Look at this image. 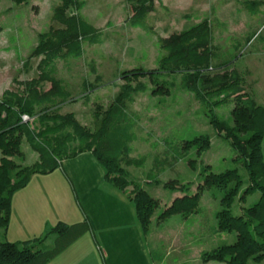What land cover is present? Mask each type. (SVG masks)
<instances>
[{"label": "rangeland", "instance_id": "obj_1", "mask_svg": "<svg viewBox=\"0 0 264 264\" xmlns=\"http://www.w3.org/2000/svg\"><path fill=\"white\" fill-rule=\"evenodd\" d=\"M76 1L83 3L81 15L102 30L101 41L86 46L81 58L55 61V74L71 96L36 112L30 127L43 129L46 115L71 112L82 126L91 129L125 84L144 87L140 92L127 89L133 96L126 102L132 152L124 155L120 164L131 181L123 189L127 197H133L134 185H140L157 202L143 230L147 235H163L160 239L164 248L169 246L170 254L163 262L153 258L154 264H225L202 258V253L234 244L239 234L224 220L226 226L219 229L218 215L224 211L243 215L259 197L257 190H250L254 180L233 144L236 139L215 123L219 118L235 129L236 99L215 102L183 88L180 72L163 70L156 63V39L202 20L208 22L214 47L222 54L213 66L235 68L244 95L264 112V0H156L146 18V29L131 25L129 0ZM247 1L261 11L253 16L247 11ZM58 2L0 0V99L6 89L18 91L19 81L37 75L41 57L30 53L39 34L49 25L55 27L50 19ZM21 148L24 157L14 162L35 164L38 155L29 142L23 139ZM233 169L238 173L230 179L212 177ZM9 177L13 181L15 174ZM196 192L194 209L162 214L176 197ZM53 239L54 235L49 236L45 242ZM248 262L264 264V248L249 256Z\"/></svg>", "mask_w": 264, "mask_h": 264}, {"label": "trees", "instance_id": "obj_2", "mask_svg": "<svg viewBox=\"0 0 264 264\" xmlns=\"http://www.w3.org/2000/svg\"><path fill=\"white\" fill-rule=\"evenodd\" d=\"M155 1L129 0V21L132 26L147 28L146 18L154 10ZM245 6L253 16L261 11L251 1H247ZM82 7L83 3L76 0H59L53 5L50 23L55 24V27L49 25L47 30L39 34L30 53V56L41 57L37 75L19 81L18 91L6 89L0 99V228L3 233L9 223L14 192L26 186L33 174L49 173L58 168L63 159L81 152L91 151L95 155L105 170L104 178L116 188L123 190L131 184L120 164L122 157L132 152L129 145L132 124L129 123L126 102L132 101L133 96L127 89L140 92L146 90L144 87L125 84L117 99L95 119L91 129L82 126L71 112L46 115L43 117L46 123L43 129L30 127V120L37 118L36 112L52 108L71 96L69 89L55 74V61L81 58L86 46L101 41L102 30L81 15ZM71 8L73 11L69 12ZM156 46L158 66L166 71L180 72L181 85L195 96H209L215 102L230 97L236 99L235 129L232 130L219 118H216L215 123L236 139L233 144L254 180L250 190H257L259 197L253 205L246 207L243 215L219 212L218 228L223 227L224 220L239 234L234 244L202 253V258L204 261L215 260L225 264H249V256L264 248L263 109L244 95V87L240 84L241 75L235 68L225 66L220 69L213 66V61L222 58V54L214 47L213 31L208 22L202 20L187 29L172 31L165 36L157 35ZM23 139L29 142L38 155L33 165L22 166L14 162L15 158L24 157L21 148ZM236 172L235 169L227 170L212 177L217 181L230 179L237 176ZM12 173L15 174L13 181L9 177ZM134 188L133 197L128 198L134 204L143 230L157 202L140 185H134ZM196 197L197 192L176 197L162 214L168 216L184 209H194ZM212 228L215 229L216 225H212ZM87 231L92 232V227L85 218L72 224L59 221L43 235L25 241H8L2 236L0 264H46ZM52 235L53 241L45 242ZM100 254L105 264L101 249ZM250 258L258 261L257 257Z\"/></svg>", "mask_w": 264, "mask_h": 264}, {"label": "crops", "instance_id": "obj_3", "mask_svg": "<svg viewBox=\"0 0 264 264\" xmlns=\"http://www.w3.org/2000/svg\"><path fill=\"white\" fill-rule=\"evenodd\" d=\"M104 174L91 151L63 159L49 173L33 174L12 195L2 235L8 241H25L59 221L72 224L87 218L92 232L83 233L46 264H101L100 249L105 264H154L153 258L163 262L170 254L160 239L163 235L145 234L133 202Z\"/></svg>", "mask_w": 264, "mask_h": 264}, {"label": "built area", "instance_id": "obj_4", "mask_svg": "<svg viewBox=\"0 0 264 264\" xmlns=\"http://www.w3.org/2000/svg\"><path fill=\"white\" fill-rule=\"evenodd\" d=\"M25 118V117H24Z\"/></svg>", "mask_w": 264, "mask_h": 264}]
</instances>
